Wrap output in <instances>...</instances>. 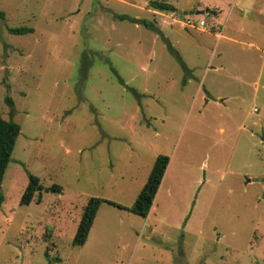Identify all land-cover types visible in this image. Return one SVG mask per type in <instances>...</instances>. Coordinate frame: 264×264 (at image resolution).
Instances as JSON below:
<instances>
[{"label":"rangeland","instance_id":"374dc122","mask_svg":"<svg viewBox=\"0 0 264 264\" xmlns=\"http://www.w3.org/2000/svg\"><path fill=\"white\" fill-rule=\"evenodd\" d=\"M149 1L0 0V264H264V0H162L219 9L187 31ZM158 154L146 217L103 202L72 245L87 198L131 205Z\"/></svg>","mask_w":264,"mask_h":264},{"label":"trees","instance_id":"16d2710c","mask_svg":"<svg viewBox=\"0 0 264 264\" xmlns=\"http://www.w3.org/2000/svg\"><path fill=\"white\" fill-rule=\"evenodd\" d=\"M149 6L152 9L157 11H167L171 12L174 11V7L167 2L162 0H150ZM211 14L213 17L217 15L216 10L206 9V16ZM3 14L0 12V17ZM123 19V16H120ZM133 23H146L143 20H138L136 18L130 19ZM219 28L218 25H211L209 29L211 31H217ZM7 31L12 34H22L31 32V28L29 27H15V28H7ZM5 103L8 104L10 107L12 106V101L9 97L4 98ZM20 131L19 125L10 120V119H3L0 117V183L6 169L7 163L9 162L11 151L13 149V145L15 143L16 137L18 136ZM168 162V157L163 154H158L155 156L154 161L151 165L149 173L146 177L145 182L139 189L134 201L129 206H123L114 202L112 200H108L105 198L97 197V196H90L87 198L85 204L81 208L80 216L72 236L71 243L72 245H82L88 235L89 229L92 225L95 213L99 207V205L103 202H106L112 206L117 208H121L137 214L141 217H146L151 203L153 201L155 192L158 188V185L161 181V177L165 170V167ZM27 182L20 194L18 203L26 205L28 204L33 198L36 202L40 201V190L42 189L39 179L37 176L27 173ZM46 191L51 192H60L61 187L57 184H51L49 187L45 188ZM1 201V196H0ZM54 260L59 261L58 257L54 258ZM264 260V256H263ZM65 264V263H63Z\"/></svg>","mask_w":264,"mask_h":264},{"label":"crops","instance_id":"0c3cea01","mask_svg":"<svg viewBox=\"0 0 264 264\" xmlns=\"http://www.w3.org/2000/svg\"><path fill=\"white\" fill-rule=\"evenodd\" d=\"M206 9H212V10H216L217 11V15L218 14H220V11H219V9L217 8V7H208L206 4H203L202 2H198L197 4H196V6L195 7H185V8H183L182 9V12H181V14H183V12L184 11H188V10H202L203 12L202 13H206ZM157 10H155V9H150V12L152 13V14H157V13H162V12H167V11H158V12H156ZM173 12H175V10L173 11ZM217 15L216 16H214L213 17V19L216 17L217 18ZM134 24H136V23H134ZM138 24V23H137ZM182 29L184 30V31H187L189 28H185V27H182ZM204 30H206V29H204ZM182 70H183V73H182V75L184 76V78L185 79H187V80H189V79H193V75L191 74V69H189L188 67H186V66H182ZM164 173V172H163ZM163 176V175H162ZM161 179H162V177H161ZM161 182V181H160ZM159 186V185H158ZM156 193V192H155ZM148 214V213H147ZM95 217V216H94ZM79 219V218H78Z\"/></svg>","mask_w":264,"mask_h":264},{"label":"built area","instance_id":"2783aa9c","mask_svg":"<svg viewBox=\"0 0 264 264\" xmlns=\"http://www.w3.org/2000/svg\"><path fill=\"white\" fill-rule=\"evenodd\" d=\"M174 14L173 11L168 12L169 18L176 23H179L182 27L185 28H192L195 25V22L191 19L192 15H187V14H182V18H177L176 15L173 17L172 15ZM197 25L204 27L205 26V21L203 19H199L197 21ZM205 29V28H204ZM255 111V109H253Z\"/></svg>","mask_w":264,"mask_h":264},{"label":"water","instance_id":"95a60500","mask_svg":"<svg viewBox=\"0 0 264 264\" xmlns=\"http://www.w3.org/2000/svg\"><path fill=\"white\" fill-rule=\"evenodd\" d=\"M202 12H203L202 10H188V11H184L183 14L197 15V14H201Z\"/></svg>","mask_w":264,"mask_h":264}]
</instances>
